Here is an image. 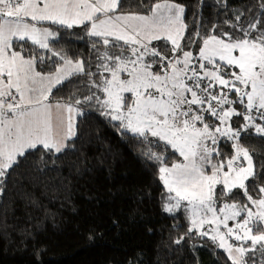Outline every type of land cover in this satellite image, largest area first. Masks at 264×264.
<instances>
[{
  "label": "snow or ice",
  "instance_id": "obj_1",
  "mask_svg": "<svg viewBox=\"0 0 264 264\" xmlns=\"http://www.w3.org/2000/svg\"><path fill=\"white\" fill-rule=\"evenodd\" d=\"M134 7L147 11L123 0H0V199L35 153L74 147L79 106L94 104L122 135L161 149L142 155L156 165L162 211L185 214L174 243L195 234L225 264H264V160L254 163L242 135L264 137V0L206 33L189 31L176 0ZM74 28L89 38L87 60L54 50L60 30ZM80 76L82 96L50 99L78 91Z\"/></svg>",
  "mask_w": 264,
  "mask_h": 264
},
{
  "label": "trees",
  "instance_id": "obj_2",
  "mask_svg": "<svg viewBox=\"0 0 264 264\" xmlns=\"http://www.w3.org/2000/svg\"><path fill=\"white\" fill-rule=\"evenodd\" d=\"M138 2L123 0L126 9L147 11L135 8ZM176 2L185 6L189 31L199 27L202 33L214 24L229 30L224 21L234 19V11L254 4V0H223L227 7L221 6V0ZM197 12L198 18L194 17ZM60 33L59 42H52L54 50L73 59L89 58V38H78L84 36L81 29H61ZM190 50L196 55L195 45ZM73 80L78 91L54 89L50 99L63 97L62 103L69 102L66 98L72 91L82 96L89 78ZM79 107L84 115L77 117V137L68 141L74 147L52 155L41 149L8 179L0 199V264H225L214 254L221 250H213L210 241L195 234L193 239L174 243L187 229L186 218L162 211L164 190L156 165L142 155L149 147L161 149L132 139L130 133L122 135L113 126L116 122H109L96 105ZM242 135L254 163L264 160V137ZM168 156L170 162H178V153L172 155L170 148Z\"/></svg>",
  "mask_w": 264,
  "mask_h": 264
},
{
  "label": "rangeland",
  "instance_id": "obj_3",
  "mask_svg": "<svg viewBox=\"0 0 264 264\" xmlns=\"http://www.w3.org/2000/svg\"><path fill=\"white\" fill-rule=\"evenodd\" d=\"M233 119H234V117H233ZM178 213H181V214H183V215L185 216V214H184L183 210H181V211H180V212H178ZM178 213H176V214H178ZM232 223H233V222H231V221L229 222L230 226L232 225Z\"/></svg>",
  "mask_w": 264,
  "mask_h": 264
}]
</instances>
